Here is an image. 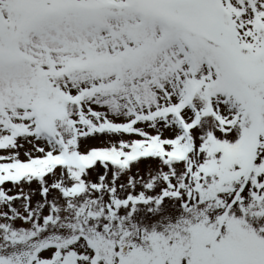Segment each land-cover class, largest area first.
Instances as JSON below:
<instances>
[{
    "label": "snow or ice",
    "instance_id": "obj_1",
    "mask_svg": "<svg viewBox=\"0 0 264 264\" xmlns=\"http://www.w3.org/2000/svg\"><path fill=\"white\" fill-rule=\"evenodd\" d=\"M0 264H264V0H0Z\"/></svg>",
    "mask_w": 264,
    "mask_h": 264
}]
</instances>
